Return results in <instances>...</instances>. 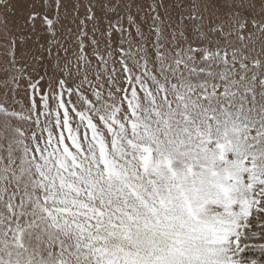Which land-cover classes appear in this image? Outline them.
<instances>
[{"label":"snow or ice","instance_id":"1","mask_svg":"<svg viewBox=\"0 0 264 264\" xmlns=\"http://www.w3.org/2000/svg\"><path fill=\"white\" fill-rule=\"evenodd\" d=\"M0 264H264V0H0Z\"/></svg>","mask_w":264,"mask_h":264},{"label":"rangeland","instance_id":"2","mask_svg":"<svg viewBox=\"0 0 264 264\" xmlns=\"http://www.w3.org/2000/svg\"><path fill=\"white\" fill-rule=\"evenodd\" d=\"M251 251V252H250ZM258 251L257 250H255V249H249L246 253H245V255L246 256H251V257H256V256H258Z\"/></svg>","mask_w":264,"mask_h":264},{"label":"bare ground","instance_id":"3","mask_svg":"<svg viewBox=\"0 0 264 264\" xmlns=\"http://www.w3.org/2000/svg\"><path fill=\"white\" fill-rule=\"evenodd\" d=\"M251 252V251H250Z\"/></svg>","mask_w":264,"mask_h":264}]
</instances>
